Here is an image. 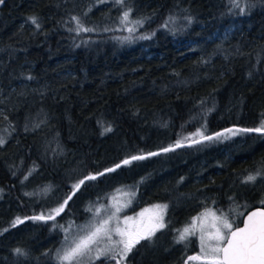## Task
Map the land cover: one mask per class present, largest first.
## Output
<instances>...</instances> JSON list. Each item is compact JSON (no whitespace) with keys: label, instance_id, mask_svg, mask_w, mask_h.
Returning <instances> with one entry per match:
<instances>
[{"label":"trees","instance_id":"obj_1","mask_svg":"<svg viewBox=\"0 0 264 264\" xmlns=\"http://www.w3.org/2000/svg\"><path fill=\"white\" fill-rule=\"evenodd\" d=\"M240 3L243 14L230 0L0 2V264H60L64 229L85 223L95 204L147 174L161 186L152 195V183H140L135 208L169 203L166 227L124 264H203L188 261L200 252L196 237L176 241L192 214L211 206L235 219L233 194L264 206V178L245 194L232 187L237 173L254 174L264 162V134L244 132L203 142L208 147L185 141L156 155L168 160L164 168L150 157L133 161L86 181L54 221L11 227L16 217L58 207L79 180L132 155L159 152L198 129L259 127L264 0ZM127 9L143 20L131 40L122 39L130 34L119 23ZM73 17L94 31L77 33ZM249 209H240L234 227ZM22 247L26 259L19 260L14 249Z\"/></svg>","mask_w":264,"mask_h":264},{"label":"snow or ice","instance_id":"obj_2","mask_svg":"<svg viewBox=\"0 0 264 264\" xmlns=\"http://www.w3.org/2000/svg\"><path fill=\"white\" fill-rule=\"evenodd\" d=\"M115 2L123 5L124 0H115ZM230 3L232 9H239L240 14L246 11V6H242L240 0H230ZM130 15L131 9H127L119 17L120 25L126 28L130 34L122 37L123 40H131L133 38L131 34L136 31V26L143 24V20H132ZM30 19L33 23H37L35 17ZM72 19L76 22L74 30L77 33L94 31V29L85 27L79 17H73ZM187 19L191 23V17ZM167 26L166 23L164 27ZM104 30L109 31V29ZM141 38L147 39L149 37ZM105 131H111V129L106 128ZM244 132L264 134V121L261 122L259 127L227 128L212 135H205L204 131L198 129L195 133L177 140L174 145L161 148L159 152L132 155L114 167L106 168L103 172L89 174L79 180L72 186V194L68 195L58 207L49 210L47 213H40L23 219L16 217L12 221L11 227L22 224L27 219L45 222L54 221L64 211L75 192L86 181L95 180L106 173L114 172L121 166L129 165L133 161L144 160L151 156L174 151L175 148L185 146V141H188L189 146H191L205 141L228 139L230 136ZM3 143V139H0V144ZM260 174V171H257L256 175L247 176L246 182L254 181L256 176ZM124 195L129 197L125 203H121L113 197L114 202L110 206L101 205V207L95 209L97 216L100 215L102 209L105 215L99 219L94 218L89 225L82 228V234L72 239L63 249L58 250L57 259L60 264H94L96 260H101V258L115 261V264H124L128 254L132 252L137 244L142 240H151L157 231L166 227L164 213L167 205H154L151 211L144 209L137 214V217L125 216L121 220L119 213L131 203V197L135 193L127 192ZM53 226L56 227L57 225ZM59 227L63 226L60 225ZM64 230L66 233L69 231L68 229ZM195 235L199 236L200 252L197 255L188 257V261H202L203 264H264V208H258L256 211L250 212L244 221V226L236 228L233 227L227 216L217 215L215 211L205 209L202 213L193 217L191 222L182 230H178L176 241L178 243L183 242ZM65 240L68 241L67 235ZM15 251L17 254H25L20 248L15 249ZM185 264H187V261Z\"/></svg>","mask_w":264,"mask_h":264},{"label":"rangeland","instance_id":"obj_3","mask_svg":"<svg viewBox=\"0 0 264 264\" xmlns=\"http://www.w3.org/2000/svg\"><path fill=\"white\" fill-rule=\"evenodd\" d=\"M263 121H264V120H263ZM242 134H243V133H241V135H242ZM237 135H238V134H237ZM237 135H234V136H237ZM232 137H233V136H232ZM199 145H201V144H199ZM203 145H204L205 147H208V146H210L211 144H209V143H203ZM198 147L201 148V147H203V146H198ZM263 151H264V149H263ZM263 151H262V152H263ZM155 157H156V156H154V158H153V157H150V158H151V160H153L152 162H154V164H155V166H157V168H160V167H163V168H164V166L167 165V164H166V165L164 164V163H166V162L168 161V160L166 159V157L161 156V157H160L161 159H156ZM261 163H262V167L259 166V167L256 168V173H257V171H260L261 174H260V175H257V176H256V179H255L254 181L246 182V177L249 176V175H256V173H254V174H253V173H246L245 171H241L239 174L237 173V175H240V179L237 180V181L232 185L233 189L235 188L236 190H240V191H242L241 194H245V193H247L248 191L254 190V189H252V188H257V187H259V186H258V184H259V179L264 178V162L262 161ZM165 171H166V170H165ZM146 181H150V182L152 183V184H151V187H149V191H148V192H150V194H152V195H153L154 190L161 186V185H159V183L155 182L156 180H155L154 176H152L151 174H147V175L144 176L143 178H139L138 181H137V183L134 185V187H132V188H130V187H122L120 190L118 189L119 191L117 190V191L111 192V194H109V195L105 198L104 201L95 204V207H94V209H93V214H92V216L89 218V220H87V221H86L85 223H83V224H80L79 226H74V227H71V228L68 229L69 231L66 233V235L68 236V241H66V240H65V237H64V240H63V241L61 242V244H60V245H61L60 250L63 249V248L66 246L67 243H70L72 239H74V238L77 237L78 235L82 234V231H81L82 228H84L85 226L89 225V223H90L91 221H93L94 218H95V219H99V218H101L102 216L105 215V213H104V211H103V209H102L100 215L97 216V215L95 214V209H96V208L101 207V205H104V206H110V205L114 202V201H113V197H115L116 200L119 201V202H121V203H125V202H127V200L129 199V197L124 195V193H127V192H134L135 195L131 197V203L128 204L127 207L123 208L122 211L119 213L121 220H123V218H124L125 216H128V217H137V214L141 213L144 209H149V210L151 211V210L153 209V206H154V205H167V209L165 210V213H164V222H165V224H166L167 211H168L169 206H170L169 203H167V202H154V203H149V204L142 205V206L138 207L137 209L135 208V204L137 203V200H138V198H139V196H138L139 193L137 192V190H139V189H138V188H139L138 186L140 185V183L143 184V183L146 182ZM242 186H246L247 188H246V187H242ZM163 188L166 189L167 186L165 185V186H163ZM50 192H51V191H50ZM50 192H49V193H50ZM233 195H234V198H236V201L234 202V204H235V209H234L235 219H232V220H229V221L233 224V227H234L235 222L238 221L239 218L241 217V214H242V213H241L240 209H243L242 211H244L245 209L247 210V208H248V209H249V208H252L253 205L256 203V201L253 200V199H251V196H249V198H248L247 200H245V199H244V200H243V199L240 200V199H238V195H239V194H233ZM228 196L232 199L231 193L228 194ZM50 197H52V196H50ZM262 199H263V201H264V198H262ZM52 202H53V199H50V200L48 201L49 204H52ZM257 202H258V201H257ZM259 202H260V201H259ZM205 209H210V210H212V211H215V212L217 213V215H224V214L219 213L214 207H211V206L205 207L204 209H202V210H200V211L195 212L194 214H192V215L190 216L188 222H187L186 224L183 225V227L181 228V230L191 222V220H192L193 217H196L198 214L202 213ZM146 215H147V214H146ZM224 216H226V215H224ZM227 218H228V217H227ZM228 219H229V218H228ZM164 228H165V227H164ZM164 228H163V229H164ZM191 237H196V238L198 239V241H199V248H200V240H199V236H198V235H195V236H191ZM189 238H190V237H189ZM15 249H17V248H15ZM15 249H14V251H15ZM20 249H22L24 253L27 251V249H26L25 247H22V248H20ZM199 251H200V250H199ZM15 253H16V251H15ZM17 255H18L19 260H20V258H22V259H26V254H23V255H21V254H17ZM19 255H20V256H19ZM104 259H105V258H101V260H96L95 262H98V264H102V263H104V262H103ZM19 260H18V262H19ZM5 261H7V260H5ZM111 262H113V261H111ZM5 263H6V262H5ZM18 264H19V263H18ZM22 264H24V263H22Z\"/></svg>","mask_w":264,"mask_h":264},{"label":"water","instance_id":"obj_4","mask_svg":"<svg viewBox=\"0 0 264 264\" xmlns=\"http://www.w3.org/2000/svg\"><path fill=\"white\" fill-rule=\"evenodd\" d=\"M258 208H264V206H256V207H253L251 209H249L243 216L242 218V222L240 225L236 226V227H243L244 226V221L247 219V215L250 213V212H253V211H256ZM234 227V228H236Z\"/></svg>","mask_w":264,"mask_h":264}]
</instances>
